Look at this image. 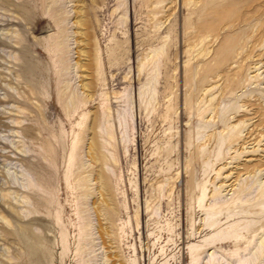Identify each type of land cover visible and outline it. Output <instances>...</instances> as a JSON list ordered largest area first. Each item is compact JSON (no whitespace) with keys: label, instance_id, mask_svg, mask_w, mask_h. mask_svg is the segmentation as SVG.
Listing matches in <instances>:
<instances>
[{"label":"rangeland","instance_id":"obj_1","mask_svg":"<svg viewBox=\"0 0 264 264\" xmlns=\"http://www.w3.org/2000/svg\"><path fill=\"white\" fill-rule=\"evenodd\" d=\"M55 1L0 0V264H264V0Z\"/></svg>","mask_w":264,"mask_h":264},{"label":"bare ground","instance_id":"obj_2","mask_svg":"<svg viewBox=\"0 0 264 264\" xmlns=\"http://www.w3.org/2000/svg\"><path fill=\"white\" fill-rule=\"evenodd\" d=\"M125 1V0H124ZM57 3V0L55 1V4ZM122 4H123V0H122V2H121V4L119 5V7L118 8H120L121 6H122ZM116 9L117 11L119 10V9ZM127 17V12H125L123 15H122V18L121 19H125ZM61 23H63V22H61ZM7 38V37H6ZM65 38V37H64ZM10 39V38H9ZM55 42V41H54ZM54 45V44H53ZM61 45V43L60 44H58V47ZM162 54V51L161 50H159V51H154V53H153V55H152V57H151V59H152V63L154 64V71H156V73H157V70H158V61H159V57H160V55ZM149 58V57H148ZM145 65H146V62H141V65H140V68H139V70L140 71H142V68L143 67H145ZM152 68V67H151ZM154 77H155V75H153V77H150L149 78V83L148 84H150L153 80H154ZM146 86H147V84H145L143 87H141L140 88V91H139V96H140V99H141V102L143 103V101L145 100V94H146ZM121 115V114H120ZM260 116H263L264 117V112H262V113H260ZM108 117H109V115H106L105 116V123H108ZM121 117V116H120ZM123 117V116H122ZM121 121V120H120ZM122 123H124V121L122 122ZM104 126H105V124H104ZM114 133H113V131H112V129L111 128H109L108 127V138H109V141L111 142V140L112 139H114ZM73 151H74V149H73ZM73 151L71 152V157H70V159H71V161L73 160V158H74V153H73ZM70 169V168H69ZM69 180V179H68ZM28 183V182H27ZM26 184V183H25ZM27 185V184H26ZM204 198H205V194L203 193L202 194V196H201V198L199 199V202L200 203H203V201H204ZM215 214V213H214ZM211 220L209 219V220H207V224H213V222L211 221ZM226 232V231H225ZM263 243V242H262ZM262 247V246H261ZM258 254V253H257ZM256 255V254H255ZM254 258V257H253ZM214 262H215V256L213 255L212 256V258H211V260H210V262L209 263H213L214 264ZM249 262H252L251 261V259H246V260H240V263L239 264H249Z\"/></svg>","mask_w":264,"mask_h":264}]
</instances>
